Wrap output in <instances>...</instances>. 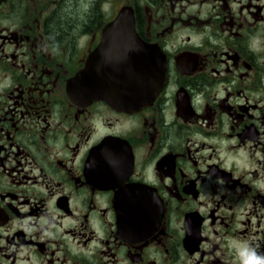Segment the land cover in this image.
<instances>
[{
	"label": "flooded vegetation",
	"instance_id": "obj_1",
	"mask_svg": "<svg viewBox=\"0 0 264 264\" xmlns=\"http://www.w3.org/2000/svg\"><path fill=\"white\" fill-rule=\"evenodd\" d=\"M94 53L96 63L138 61L130 78L152 61L159 93L128 105L73 98L150 92L71 90ZM257 256L264 0H0V264Z\"/></svg>",
	"mask_w": 264,
	"mask_h": 264
},
{
	"label": "water",
	"instance_id": "obj_2",
	"mask_svg": "<svg viewBox=\"0 0 264 264\" xmlns=\"http://www.w3.org/2000/svg\"><path fill=\"white\" fill-rule=\"evenodd\" d=\"M123 23L132 26L133 21L131 22L129 20L128 22H122L121 19H118L117 21L110 22L106 26V33L118 34L111 26ZM136 48H139L138 45H135V49ZM95 58L96 56L93 54L88 60L85 69L78 72L75 77L70 80L69 88L71 90L89 87L96 89L146 87L153 90L158 88L162 82L160 77L155 76L152 70V64L148 61H146V65H149L150 71L148 69L144 71L139 69L135 72L133 78H130L129 73L134 71L138 61L121 65L119 63H96L97 59ZM156 93L157 92H133V94L131 92H70V95L78 99L87 98L88 101L93 99H105L111 103L119 102L125 105L132 96L133 99H139V101H150Z\"/></svg>",
	"mask_w": 264,
	"mask_h": 264
},
{
	"label": "trees",
	"instance_id": "obj_3",
	"mask_svg": "<svg viewBox=\"0 0 264 264\" xmlns=\"http://www.w3.org/2000/svg\"><path fill=\"white\" fill-rule=\"evenodd\" d=\"M78 22H79V15H75L74 18H70V17L66 16V17H64L63 20H61V22L59 23V26H60L62 32L63 31L71 32V30H73L78 25Z\"/></svg>",
	"mask_w": 264,
	"mask_h": 264
},
{
	"label": "clouds",
	"instance_id": "obj_4",
	"mask_svg": "<svg viewBox=\"0 0 264 264\" xmlns=\"http://www.w3.org/2000/svg\"><path fill=\"white\" fill-rule=\"evenodd\" d=\"M253 255H256V254L253 253ZM256 264H264V258L257 256Z\"/></svg>",
	"mask_w": 264,
	"mask_h": 264
}]
</instances>
